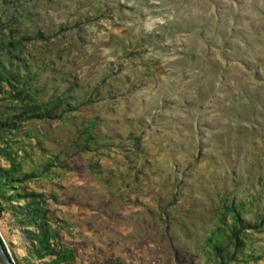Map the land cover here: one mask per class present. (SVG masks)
I'll list each match as a JSON object with an SVG mask.
<instances>
[{
    "label": "rangeland",
    "instance_id": "374dc122",
    "mask_svg": "<svg viewBox=\"0 0 264 264\" xmlns=\"http://www.w3.org/2000/svg\"><path fill=\"white\" fill-rule=\"evenodd\" d=\"M0 55L14 264H264V0H0Z\"/></svg>",
    "mask_w": 264,
    "mask_h": 264
},
{
    "label": "trees",
    "instance_id": "16d2710c",
    "mask_svg": "<svg viewBox=\"0 0 264 264\" xmlns=\"http://www.w3.org/2000/svg\"><path fill=\"white\" fill-rule=\"evenodd\" d=\"M2 47H4L5 49H9V48H13L14 46L12 43H10V44H7V45L2 46ZM0 57L2 58V55H0ZM3 57H5V56H3ZM12 58H10V59L8 58L7 60H4V59L1 60L0 59V63H1L0 64V91L2 89L4 90V88L7 89L9 87L10 90L7 89V90H5L7 92H3L2 94L7 95V93H10V98L8 99V106L13 105L14 107L16 106V108H19V106L17 107V105L23 104L22 102H28V100H30L31 94L29 91H27V89H25V85H24V83H28V81L25 79L23 80V77H22V73H24V71L26 70L25 67L21 65L20 58H14V59H12ZM3 65L6 67L5 69L2 68ZM11 69H13L15 71V73L17 72V74L20 73V76H18V75H17V77L5 76L6 74H9L8 72ZM13 70H11V73ZM13 103H15V104H13ZM4 125H5L4 123L0 124V130L5 128ZM2 151H4V150H2ZM0 154H2V153H0ZM3 251L6 253L4 247H3Z\"/></svg>",
    "mask_w": 264,
    "mask_h": 264
},
{
    "label": "water",
    "instance_id": "95a60500",
    "mask_svg": "<svg viewBox=\"0 0 264 264\" xmlns=\"http://www.w3.org/2000/svg\"><path fill=\"white\" fill-rule=\"evenodd\" d=\"M0 256H1V258H2V260H3V262H4L5 264H14V263L10 260L9 256L7 255V253H5V252L3 251L2 247H1V244H0Z\"/></svg>",
    "mask_w": 264,
    "mask_h": 264
}]
</instances>
